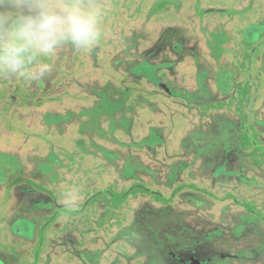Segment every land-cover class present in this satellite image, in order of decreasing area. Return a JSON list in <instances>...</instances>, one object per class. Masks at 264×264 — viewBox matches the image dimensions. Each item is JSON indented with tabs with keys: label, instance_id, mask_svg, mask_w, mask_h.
Returning <instances> with one entry per match:
<instances>
[{
	"label": "rangeland",
	"instance_id": "obj_1",
	"mask_svg": "<svg viewBox=\"0 0 264 264\" xmlns=\"http://www.w3.org/2000/svg\"><path fill=\"white\" fill-rule=\"evenodd\" d=\"M242 1L0 0V264H264Z\"/></svg>",
	"mask_w": 264,
	"mask_h": 264
},
{
	"label": "crops",
	"instance_id": "obj_2",
	"mask_svg": "<svg viewBox=\"0 0 264 264\" xmlns=\"http://www.w3.org/2000/svg\"><path fill=\"white\" fill-rule=\"evenodd\" d=\"M244 1H247V0H244ZM252 1L254 2V0H249V2H252ZM175 4H176V7H179V4H181V2L180 1H176ZM242 4H243V1L241 2V5ZM243 7H246V5H243ZM200 9H202V8H200ZM235 10H240V9H239V7H237V8H235ZM216 24H217V22H216ZM216 24H215V28L217 30L220 29V34L222 36H226L227 32H224V28L230 27V26L229 25L228 26H221L219 24H217V25ZM228 32H229V30H228ZM222 38L224 39V37H222ZM256 42H257V45L259 44L258 47H260V48L263 47L264 48V29H260V32L258 33V38L256 39Z\"/></svg>",
	"mask_w": 264,
	"mask_h": 264
},
{
	"label": "water",
	"instance_id": "obj_3",
	"mask_svg": "<svg viewBox=\"0 0 264 264\" xmlns=\"http://www.w3.org/2000/svg\"><path fill=\"white\" fill-rule=\"evenodd\" d=\"M167 89H169L166 85H164ZM170 90V89H169ZM171 93H174L173 91L170 90ZM192 264H201V263H194V261L192 262Z\"/></svg>",
	"mask_w": 264,
	"mask_h": 264
}]
</instances>
